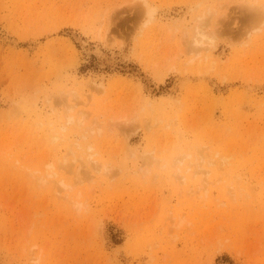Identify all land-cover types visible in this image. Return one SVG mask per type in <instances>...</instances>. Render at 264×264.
Returning a JSON list of instances; mask_svg holds the SVG:
<instances>
[{
	"label": "rangeland",
	"instance_id": "374dc122",
	"mask_svg": "<svg viewBox=\"0 0 264 264\" xmlns=\"http://www.w3.org/2000/svg\"><path fill=\"white\" fill-rule=\"evenodd\" d=\"M257 12L0 0V264H264Z\"/></svg>",
	"mask_w": 264,
	"mask_h": 264
},
{
	"label": "bare ground",
	"instance_id": "6f19581e",
	"mask_svg": "<svg viewBox=\"0 0 264 264\" xmlns=\"http://www.w3.org/2000/svg\"><path fill=\"white\" fill-rule=\"evenodd\" d=\"M257 13H258V12H257ZM258 14H259V13H258ZM262 16L264 17L263 14H259L258 17H262ZM198 32H199V31H198ZM199 33H200V32H199ZM199 48H201V47H198V48H196V49L199 50ZM196 51H197V50H196ZM197 52H198V51H197ZM71 105H73V104L71 103ZM70 107H71V106H70ZM79 113H80V115H81V118L84 119V116H85L84 113H83V112H79ZM94 119H95V118H94ZM94 119H93V120H94ZM79 122L82 123V120L79 121ZM93 122H95V121H93ZM64 125H65V124H64ZM62 127H63V126H62ZM87 128H88V127H87ZM89 129H90V131H92L93 128L90 127ZM89 129H88V130H89ZM76 144H77V143H76ZM77 145H78V144H77ZM74 147H75V146H74ZM68 149H69V148H68ZM70 149H71V148H70ZM70 149H69V150H70ZM96 167H98L97 164H96ZM99 168H100V167H99ZM97 169H98V168H97ZM105 172H106V171H105ZM208 173H209V170H208V169H206L205 172L202 173V174L204 175V177H203L202 180H201V182H202L203 184H205L206 181H207L206 179L208 178V177H207V174H208ZM78 177H79V174L77 175V178H78ZM79 178H80V177H79ZM180 178L183 179V180H185V179H184L185 176H184L183 174H182V176H180Z\"/></svg>",
	"mask_w": 264,
	"mask_h": 264
}]
</instances>
